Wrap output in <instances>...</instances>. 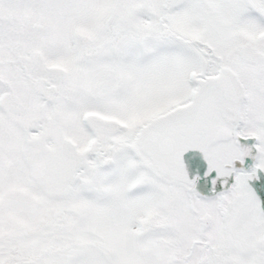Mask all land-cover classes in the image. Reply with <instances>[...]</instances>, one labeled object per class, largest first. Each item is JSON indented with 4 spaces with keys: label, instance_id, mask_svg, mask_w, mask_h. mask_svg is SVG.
<instances>
[{
    "label": "snow or ice",
    "instance_id": "1",
    "mask_svg": "<svg viewBox=\"0 0 264 264\" xmlns=\"http://www.w3.org/2000/svg\"><path fill=\"white\" fill-rule=\"evenodd\" d=\"M0 264H264V0H0Z\"/></svg>",
    "mask_w": 264,
    "mask_h": 264
}]
</instances>
